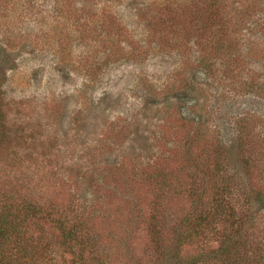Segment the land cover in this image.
<instances>
[{
	"label": "rangeland",
	"instance_id": "obj_1",
	"mask_svg": "<svg viewBox=\"0 0 264 264\" xmlns=\"http://www.w3.org/2000/svg\"><path fill=\"white\" fill-rule=\"evenodd\" d=\"M6 214L13 264H264V0H0Z\"/></svg>",
	"mask_w": 264,
	"mask_h": 264
},
{
	"label": "trees",
	"instance_id": "obj_2",
	"mask_svg": "<svg viewBox=\"0 0 264 264\" xmlns=\"http://www.w3.org/2000/svg\"><path fill=\"white\" fill-rule=\"evenodd\" d=\"M218 207H220L221 209L223 208L220 205V203H218ZM8 217L9 216L7 214L4 216V218L0 217L1 218V220H0V224H1L0 225V239H8L9 238L8 234H12V233H10L11 231H13L12 229H10V227H12V224L8 225V222H9ZM207 220H208L207 216L203 215V217L201 218V221H207ZM207 223H209V222L207 221ZM7 242H9V241H7ZM0 264H13V263L10 260L2 258L1 254H0ZM257 264H262V263L260 262Z\"/></svg>",
	"mask_w": 264,
	"mask_h": 264
}]
</instances>
